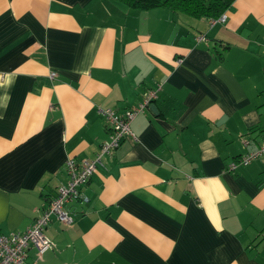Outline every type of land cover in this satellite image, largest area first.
<instances>
[{"label": "crops", "instance_id": "1", "mask_svg": "<svg viewBox=\"0 0 264 264\" xmlns=\"http://www.w3.org/2000/svg\"><path fill=\"white\" fill-rule=\"evenodd\" d=\"M165 9L0 0V233L32 225L67 158L95 157L100 108L161 84L25 264H264V157L225 171L264 142V0H233L224 22Z\"/></svg>", "mask_w": 264, "mask_h": 264}, {"label": "built area", "instance_id": "2", "mask_svg": "<svg viewBox=\"0 0 264 264\" xmlns=\"http://www.w3.org/2000/svg\"><path fill=\"white\" fill-rule=\"evenodd\" d=\"M226 14L222 13L211 22H224ZM200 39H203L201 36ZM56 73L51 72L50 76L55 77ZM161 84L154 88H146L140 101L124 112H118L111 108H100L109 130V138L102 142L95 157L76 160L67 158L65 160L66 181L57 187L55 195L49 200L46 208L42 209L34 218L32 225L23 232L0 233V264H25L27 250L33 246L37 255L41 257L46 251L53 248L52 241L46 236L45 229L51 218L56 217L63 225L71 226L74 222V215L66 205L72 202H87L89 197L84 192V187L91 176L97 171L102 159L111 155L120 144L127 138L136 140L131 129V123L137 115L149 109L151 104L159 97ZM247 141H245V144ZM264 157V142L256 149L247 151L235 157L227 165L225 171H233L238 166L247 165L254 160Z\"/></svg>", "mask_w": 264, "mask_h": 264}, {"label": "trees", "instance_id": "3", "mask_svg": "<svg viewBox=\"0 0 264 264\" xmlns=\"http://www.w3.org/2000/svg\"><path fill=\"white\" fill-rule=\"evenodd\" d=\"M132 9L166 8L194 18H218L233 0H116Z\"/></svg>", "mask_w": 264, "mask_h": 264}, {"label": "rangeland", "instance_id": "4", "mask_svg": "<svg viewBox=\"0 0 264 264\" xmlns=\"http://www.w3.org/2000/svg\"><path fill=\"white\" fill-rule=\"evenodd\" d=\"M155 9L158 10V9H165V8H155ZM165 10H167V9H165ZM155 12H157L158 14L161 13V15L166 16L165 13H164L163 11H155ZM170 13L172 14V17H173L174 19H176V15H175V13H173V12H170Z\"/></svg>", "mask_w": 264, "mask_h": 264}, {"label": "water", "instance_id": "5", "mask_svg": "<svg viewBox=\"0 0 264 264\" xmlns=\"http://www.w3.org/2000/svg\"><path fill=\"white\" fill-rule=\"evenodd\" d=\"M150 108H151L152 110H155V109H156L155 104H154V103L151 104Z\"/></svg>", "mask_w": 264, "mask_h": 264}]
</instances>
